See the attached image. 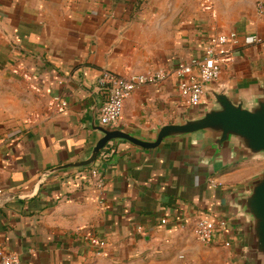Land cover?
I'll list each match as a JSON object with an SVG mask.
<instances>
[{
	"label": "crops",
	"instance_id": "crops-1",
	"mask_svg": "<svg viewBox=\"0 0 264 264\" xmlns=\"http://www.w3.org/2000/svg\"><path fill=\"white\" fill-rule=\"evenodd\" d=\"M256 1L0 0V253L23 264H248L231 199L264 170L243 178L245 167L264 159L211 161L199 136L147 151L118 142L91 167L101 189L91 168L37 183L43 172L89 156L97 141L93 109L98 118L106 101L97 84L103 70L125 77L173 71L202 57L211 36L235 32L242 45L221 84L250 101L264 84V14ZM252 36L261 42L245 44ZM54 97L68 108L50 111ZM196 113L171 76L136 91L116 126L144 135ZM199 217L225 219L223 235L198 242Z\"/></svg>",
	"mask_w": 264,
	"mask_h": 264
},
{
	"label": "water",
	"instance_id": "water-1",
	"mask_svg": "<svg viewBox=\"0 0 264 264\" xmlns=\"http://www.w3.org/2000/svg\"><path fill=\"white\" fill-rule=\"evenodd\" d=\"M206 92L208 98L197 107L196 115L144 135L103 125L93 109L91 128L96 131L97 141L89 156L43 172L37 188L58 172L90 169L104 149L118 142L132 145L133 151H147L170 141L199 136L201 154L207 155L211 161L227 159L235 163L264 159V84L250 101L233 96L226 84H215L206 88ZM117 158L115 156L112 162ZM231 204L235 214L243 219L239 226L243 258L248 264H264V170L233 192Z\"/></svg>",
	"mask_w": 264,
	"mask_h": 264
},
{
	"label": "built area",
	"instance_id": "built-area-1",
	"mask_svg": "<svg viewBox=\"0 0 264 264\" xmlns=\"http://www.w3.org/2000/svg\"><path fill=\"white\" fill-rule=\"evenodd\" d=\"M205 10L209 8L204 7ZM256 9L260 15L264 14V0L256 1ZM211 10V9H209ZM257 36H252L245 41V44L260 43ZM242 45V41L235 32L227 34H215L208 39L202 57L193 58L187 63L179 64L173 71L159 68L146 73L134 74L130 77L117 75L109 70L101 71L97 84L106 94V101L98 112L99 121L106 126H116L121 120L126 101L138 90L146 86H158L163 84L171 76L177 81V91L182 98L184 105L195 110L206 98V88L221 83L227 66L235 60V50ZM50 111L61 113L68 108V103L59 97H54L48 102ZM90 177L93 185L101 189L104 185L99 170L94 167L90 169ZM0 196L5 199V194L0 189ZM14 199L8 197L7 200ZM227 227L225 219L217 222L199 217L194 222V235L198 242L209 245L220 235L222 236ZM137 231L142 232L138 227ZM90 243L98 249L106 247L105 241L96 238L90 239ZM230 242L224 246L229 247ZM101 254V253H99ZM0 264H23L20 257L15 253L1 252Z\"/></svg>",
	"mask_w": 264,
	"mask_h": 264
},
{
	"label": "rangeland",
	"instance_id": "rangeland-1",
	"mask_svg": "<svg viewBox=\"0 0 264 264\" xmlns=\"http://www.w3.org/2000/svg\"><path fill=\"white\" fill-rule=\"evenodd\" d=\"M263 167H264V161H259V162H255L253 164L247 165L245 167L246 172H244V174H243L244 177L243 178L248 177V176H250L252 174H255V173L259 172Z\"/></svg>",
	"mask_w": 264,
	"mask_h": 264
},
{
	"label": "trees",
	"instance_id": "trees-1",
	"mask_svg": "<svg viewBox=\"0 0 264 264\" xmlns=\"http://www.w3.org/2000/svg\"><path fill=\"white\" fill-rule=\"evenodd\" d=\"M111 151V146L107 147L106 149L103 150L102 155H105L104 153L110 152Z\"/></svg>",
	"mask_w": 264,
	"mask_h": 264
}]
</instances>
